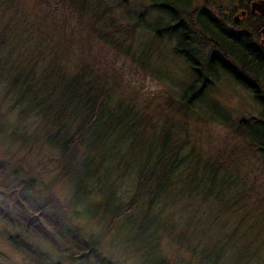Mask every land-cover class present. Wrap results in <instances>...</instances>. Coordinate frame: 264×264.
Here are the masks:
<instances>
[{"label":"trees","instance_id":"obj_1","mask_svg":"<svg viewBox=\"0 0 264 264\" xmlns=\"http://www.w3.org/2000/svg\"><path fill=\"white\" fill-rule=\"evenodd\" d=\"M65 1L79 8L80 0ZM150 1L152 8L168 14L165 28L176 41L173 52L194 76L178 100L167 98L154 108L155 115L161 116L154 123L151 119L142 123L134 108L124 106L122 88L126 84L115 68L80 59L76 72L68 73L52 60L39 67L35 54L14 64L0 59V69L5 71H0V82L12 108L19 109L18 123L31 118L37 124L34 134L20 138L21 146L47 147L56 163L57 176L43 184L39 168L24 166L23 161L0 160V236L30 264L89 260L120 264L104 256L100 238L77 222V207L87 198H99L103 212L111 216L108 219L132 229L135 211L141 208L144 220L136 229L145 234L151 228L152 209L166 194L178 191L185 198L200 196L202 201L228 205L225 192L235 201L243 192L238 170L246 157L252 153L264 162V48L258 42L263 18H254L241 4L240 13L245 11L246 16L238 29L235 9L218 11L204 3L190 12L191 0ZM6 43L1 33L0 50ZM221 73L247 91L260 110L257 116L232 125L237 145L229 154L202 161L174 121L200 104ZM220 119L225 120L223 124L229 121L225 115ZM132 179L136 181L130 198L119 202ZM57 183L66 188L63 199L55 191ZM247 200L251 207L260 202L252 196ZM253 255L247 252L237 258L246 264ZM204 262L220 264L217 250L205 256Z\"/></svg>","mask_w":264,"mask_h":264},{"label":"rangeland","instance_id":"obj_2","mask_svg":"<svg viewBox=\"0 0 264 264\" xmlns=\"http://www.w3.org/2000/svg\"><path fill=\"white\" fill-rule=\"evenodd\" d=\"M10 1L0 0V34L7 38L5 46H12H3L1 60L14 64L35 54L39 67L52 60L53 65L59 63L60 69L68 73L76 72L80 59L115 68L126 84L122 88L124 106L134 108L142 123L161 118L155 115L154 108L167 98L178 100L193 81L189 66L173 52L176 41L165 28L170 18L152 8L150 0H80V10L65 0ZM204 3L218 11H238L234 14L238 21L234 22L240 29L243 0H191L189 11ZM211 20L214 24L215 19ZM261 22L264 24V20ZM263 29L261 26L258 30V42L264 47ZM19 53L23 54L20 58ZM219 75L200 104L174 121L202 161L208 156L229 154L237 145L232 125L239 119L257 116L260 110L238 83L226 73ZM4 90L0 82V160L23 161L24 166L39 168L40 179L47 184L57 173L53 155L44 146H21L20 138L34 134L37 124L31 118L18 123L19 109L12 108ZM224 115L229 117L227 124L220 119ZM251 154L238 170L244 182L243 192L235 197L238 202L228 192L224 193V200L229 201L225 205V201L185 198L174 191L152 209L151 228L142 234L136 229L144 220L141 208L135 211L132 229L126 223L108 219L111 216L103 212L102 201L91 197L77 207V222L100 238L104 256L120 264H204V257L216 250L220 264H245V259L241 263L237 256L241 258L247 252L254 255L246 264H264V162ZM135 181L129 180L119 202L130 198ZM60 185L54 188L63 199L66 188ZM251 196L252 200L259 198L258 206H250L247 197ZM0 264L30 263L0 236ZM78 264L97 263L89 260Z\"/></svg>","mask_w":264,"mask_h":264},{"label":"flooded vegetation","instance_id":"obj_3","mask_svg":"<svg viewBox=\"0 0 264 264\" xmlns=\"http://www.w3.org/2000/svg\"><path fill=\"white\" fill-rule=\"evenodd\" d=\"M243 2H244L243 5L248 7L250 14H252L254 18L258 19V17H260V18H263V20H264V16H260V15H258L256 13H252L251 12V6H252V4L258 3V2H264V0H243ZM194 12H196V9H194ZM242 12L244 13V16L243 17H245L246 16V12L245 11H242ZM259 44H260V42H259Z\"/></svg>","mask_w":264,"mask_h":264},{"label":"water","instance_id":"obj_4","mask_svg":"<svg viewBox=\"0 0 264 264\" xmlns=\"http://www.w3.org/2000/svg\"><path fill=\"white\" fill-rule=\"evenodd\" d=\"M259 12L260 15H264V3L263 2H260V3H254L252 4L251 6V12ZM242 16H244V13H242ZM234 20L237 22L238 21V18L235 17ZM262 34H263V37H264V29L262 30Z\"/></svg>","mask_w":264,"mask_h":264},{"label":"bare ground","instance_id":"obj_5","mask_svg":"<svg viewBox=\"0 0 264 264\" xmlns=\"http://www.w3.org/2000/svg\"><path fill=\"white\" fill-rule=\"evenodd\" d=\"M164 16H165V17H167V16H168V14H167V13H165V14H164Z\"/></svg>","mask_w":264,"mask_h":264}]
</instances>
